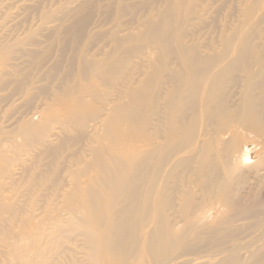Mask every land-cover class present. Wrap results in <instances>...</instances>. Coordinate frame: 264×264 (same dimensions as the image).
Instances as JSON below:
<instances>
[{
  "label": "bare ground",
  "instance_id": "1",
  "mask_svg": "<svg viewBox=\"0 0 264 264\" xmlns=\"http://www.w3.org/2000/svg\"><path fill=\"white\" fill-rule=\"evenodd\" d=\"M25 2L0 0V264L78 237L87 264H264V0Z\"/></svg>",
  "mask_w": 264,
  "mask_h": 264
},
{
  "label": "rangeland",
  "instance_id": "2",
  "mask_svg": "<svg viewBox=\"0 0 264 264\" xmlns=\"http://www.w3.org/2000/svg\"><path fill=\"white\" fill-rule=\"evenodd\" d=\"M78 1H80V0H78ZM221 2V1H220ZM26 5L28 4V5H33V4H35L36 3V0H26ZM25 3H22V6H23V4H24V6H26L25 5ZM76 3V2H75ZM74 4V3H73ZM27 5V6H28ZM29 10H31V9H29ZM214 11H216V9H214L210 14H215L214 13ZM20 13V10H12V14H11V18H9V19H7L6 21H4L5 22V25H6V28H12V27H14V28H16L17 26H18V21H16V17H17V19H19V18H21V17H23V15L24 14H21V15H19V13ZM227 13H229L230 15H232V17L233 18H236L237 19V15H238V13L237 12H233V11H230L228 8H225L224 10H222V14H227ZM1 14H2V12H0V16H1ZM17 14V15H16ZM96 14V13H95ZM35 16V15H34ZM33 16V17H34ZM98 16H94V18H95V20L97 19V20H99V17L97 18ZM14 18V19H13ZM216 20H221V17H220V15L218 14V12H217V17H216ZM15 24V25H14ZM104 30H106L107 29V27H105V28H103ZM103 29H98V30H103ZM100 45H102V43L100 42ZM100 45H98V46H100ZM0 68H5V66H0ZM0 94H2V95H5V94H7V91H3L2 93H0ZM3 103H0V106L2 105ZM55 108H56V105H55ZM56 110H57V108H56ZM57 111H59V109L57 110ZM60 112V111H59ZM10 113H11V111L9 112V115H10ZM12 114V113H11ZM7 116H8V114H7ZM246 140H249V142H250V139L249 138H247ZM252 140V139H251ZM34 153L35 152H32V151H30V153L29 154H27V155H24L23 156V159H25L26 160V163H29V160H31L32 158H33V155H34ZM20 192H21V190L19 189V190H17V194L15 193V195H12V196H14L13 198L15 199V198H17V195L19 196L20 195ZM10 194V196H11V193H9ZM20 200L22 199V198H20V197H18ZM261 198L264 200V189L262 190V193H261ZM63 214V213H62ZM64 216L66 215L65 213L63 214ZM215 217V216H214ZM49 227V225H45L44 226V228H48ZM264 228V225L262 226V224L261 225H259L258 226V228H257V230L255 231V233H252L250 236L248 235V237H247V239H249V238H251V237H254V236H256V235H258V234H260V232L263 230L262 228ZM260 228H261V230H260ZM260 230V231H259ZM254 234V235H253ZM77 239H79V240H75V241H73V244H72V242L70 241L69 243H67V242H63V246H65L66 248H71V249H73V250H71V251H73V253H74V258H75V261H74V264H87V257H86V255H85V249L83 248V240H82V237H78ZM246 239V238H245ZM263 241H264V238L263 239H261V240H259L257 243H255V245H258L260 242V244H262L263 243ZM26 240H25V238L23 237V238H18L17 239V243L16 244H18V245H25L26 244ZM62 246V247H63ZM51 248V254H50V256L48 255V253H47V259L48 258H52V255H53V257H57V255L54 253L55 252V247L54 246H52V247H50ZM28 257H34V259H37L36 258V254H33V253H28ZM58 258V257H57ZM3 264H20L21 263V260L20 259H18V257L17 258H15V255H12V256H7V257H5V258H3ZM62 260H59V263L58 264H61L62 262H61Z\"/></svg>",
  "mask_w": 264,
  "mask_h": 264
}]
</instances>
